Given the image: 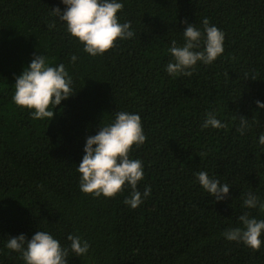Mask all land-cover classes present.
<instances>
[{"label":"trees","instance_id":"1","mask_svg":"<svg viewBox=\"0 0 264 264\" xmlns=\"http://www.w3.org/2000/svg\"><path fill=\"white\" fill-rule=\"evenodd\" d=\"M121 2L117 16L131 22L133 38L92 57L52 14L61 0H0V264H25L5 242L37 230L62 246L70 233L88 241V254L69 252V264H264V245L254 251L221 235L244 211L264 219L242 208L247 193L264 197V108L256 105L264 102V0ZM204 18L225 34L223 54L191 76H170L171 42L183 44L185 22L202 30ZM38 54L63 63L72 80L74 93L51 121L11 99L15 76ZM116 111L138 113L146 136L130 155L144 166L138 189L150 186L151 195L135 209L123 203L127 187L111 198L79 188L85 138ZM207 112L225 127L202 129ZM198 171L229 184L227 197L207 195Z\"/></svg>","mask_w":264,"mask_h":264},{"label":"clouds","instance_id":"2","mask_svg":"<svg viewBox=\"0 0 264 264\" xmlns=\"http://www.w3.org/2000/svg\"><path fill=\"white\" fill-rule=\"evenodd\" d=\"M65 6L52 8V14L62 22L68 34L83 45V51L89 56L103 55L114 46L117 39L123 41L134 36L131 22H119L117 13L124 5L121 0H61ZM182 30L183 44L171 42L168 53L171 60L165 71L173 77L191 76L197 63L211 65L224 52L225 34L204 18L202 30L195 24L187 23ZM78 57L73 54L70 62ZM254 79V78H253ZM12 101L21 108L31 110L33 119L50 121L55 108L61 101L71 96L72 80L63 63L52 66L42 54L34 55L31 61L15 76ZM258 108H264V102L256 101ZM225 127L215 112H207L202 129H221ZM247 118H239L236 131L244 135L249 129ZM141 117L138 113L116 111L110 122L100 126L99 131L85 138L83 156L77 164L79 188L85 194L95 197L111 198L121 193L125 187L130 189L123 203L137 208L151 195L150 186L145 185L143 192L138 184L143 179L144 166L140 159L130 155L145 142ZM258 146L264 153V133L258 137ZM195 180L209 196L217 201L223 200L230 186L221 183L206 171L194 173ZM244 209H256L264 212V197L249 192L242 203ZM221 235L228 241L243 243L254 251L264 245V219H257L249 211L237 218V225L223 231ZM69 244L62 246L50 232L37 230L31 238L21 233L7 238L5 247L19 253L25 264H69V252L76 257L88 254L90 245L79 235L68 234Z\"/></svg>","mask_w":264,"mask_h":264}]
</instances>
